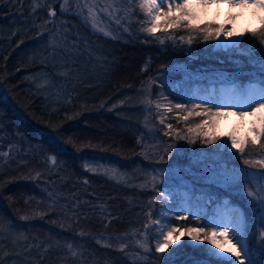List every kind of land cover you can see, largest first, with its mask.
Listing matches in <instances>:
<instances>
[{
  "label": "trees",
  "instance_id": "1",
  "mask_svg": "<svg viewBox=\"0 0 264 264\" xmlns=\"http://www.w3.org/2000/svg\"><path fill=\"white\" fill-rule=\"evenodd\" d=\"M60 4L0 0V264H224L186 242L156 253L151 229V251L137 245L148 209L158 217L159 191L179 202L185 189L204 225L224 201L239 211L252 264H264V205L246 195L264 185L249 174L264 169L243 162L264 150L249 138L243 154L216 136L205 144L174 113L165 124L188 139L165 135L139 104L149 86L188 104L182 91L203 98L223 82L264 80V36L247 30L240 48L214 49L178 28L157 32L160 43L128 0L117 4L127 15L108 16L107 34L83 22L85 2L65 14ZM193 213L184 221L196 223Z\"/></svg>",
  "mask_w": 264,
  "mask_h": 264
},
{
  "label": "snow or ice",
  "instance_id": "2",
  "mask_svg": "<svg viewBox=\"0 0 264 264\" xmlns=\"http://www.w3.org/2000/svg\"><path fill=\"white\" fill-rule=\"evenodd\" d=\"M120 0H108V3L104 7L100 8L101 12H107L108 15H119L121 11H124L127 15L129 10L117 7ZM133 2V0H129ZM67 3V0H65ZM226 3L231 7H249L254 9H259L260 13H264V0H138V7L141 12L144 13L146 19L143 22L146 26L141 30L147 32L149 35L156 36L157 32L167 33L169 29L187 28L191 32L202 33V38L204 40L216 39L220 41V37L223 36L226 39L224 46L226 48H240L241 41L240 37L244 33H235L229 28H225L224 25H220L214 30L210 25H206L205 28H200L196 25V20L198 16L196 14V9L201 6H208L210 4ZM89 16L88 18L92 21L93 27L95 28L96 20L98 17L97 5H88ZM49 15H55V12H50ZM234 19V17H233ZM259 21L261 27L259 29H252L251 34L253 36L261 34L264 36V15L259 16ZM120 21L117 20V23ZM107 34V33H105ZM168 39L173 37L169 35ZM184 37H181L183 40ZM195 36L189 34L188 43H192ZM264 42V40H262ZM160 43H164V40L160 39ZM245 53L241 51V55ZM155 81H153L154 83ZM225 96L230 100H237V103H220L209 107L208 102H201L199 104H192L191 106L184 103H172L168 104L157 103V109L163 108L165 113H171L173 110H179L177 112L178 123L180 120L185 122L189 121L192 117H208L209 119L216 117H226L229 112L234 111L235 114L243 118L246 114L258 117V125L254 124L250 131L253 132L250 143L253 146L259 145V147L264 150V80L258 82H249L247 86L241 87L233 84L229 89L226 90ZM148 103H152L149 99ZM180 113H184L180 115ZM259 114V115H258ZM160 123L165 125L168 131L165 135L171 136L173 131H175V138L178 139H188L187 136H183L179 129L174 130L172 124H165L163 118L160 119ZM208 124L207 119H201L200 123L196 124L195 127H189L188 132H193L195 129H202ZM203 135L208 137L203 141L205 144L215 143V137L209 136V133L204 132ZM231 148L235 149L237 152L243 154L245 152L246 144L249 141L245 140L244 143L237 141L235 137L230 136ZM194 142V141H190ZM224 146L228 147V141H224ZM169 147H173L169 145ZM167 151V149H165ZM53 161L55 160L52 157ZM244 164L252 167H259L264 169V157L249 158L244 159ZM86 167H89L86 165ZM89 170L94 171L95 169L89 168ZM251 181H264V172L251 173L247 177ZM234 179H242V177H234ZM157 177L153 176L151 178V186L153 189L156 188ZM147 186V185H142ZM159 203L161 208L158 210V219H153L152 207L148 209L145 213L146 222L144 224V240H137V245L144 249L145 251H151L147 244L149 230H154L158 233L155 244V252L164 254L169 249L175 248L173 246L179 247V242L184 237H188L191 241L205 245L206 251L211 257H215L218 260L224 262V264H252L250 258L248 245L246 242V234L243 231V221L240 217H237L233 212L228 211L227 206L225 210L217 214V218L208 221L207 225L200 223L199 213H194L197 226H177L171 224V217L174 216L177 220H187V215H179L173 212L170 208H165L164 205L170 203V193H165L164 191H159ZM247 197L255 200L261 205H264V185L257 187L253 190L248 187L246 192ZM157 202V198L153 197L149 201V205L154 206ZM182 211H191L190 209H182ZM155 225V229H153ZM259 238L264 242V230L259 233ZM211 246V247H208ZM71 247V246H69ZM124 246H122L123 248ZM76 253H73L75 255Z\"/></svg>",
  "mask_w": 264,
  "mask_h": 264
},
{
  "label": "rangeland",
  "instance_id": "3",
  "mask_svg": "<svg viewBox=\"0 0 264 264\" xmlns=\"http://www.w3.org/2000/svg\"><path fill=\"white\" fill-rule=\"evenodd\" d=\"M129 1V0H128ZM77 4L79 2H85V5H98L99 9L97 8L98 12V17L96 20V27H93V23L91 20H89L88 17H84L83 10L89 15L88 8L78 4L79 8L83 9L80 10L81 18L84 23L87 25L90 24V27L95 30H99L102 32H107V26L109 19H108V13H104L100 11V8L104 7L106 3H108V0H67V3H65V0H61V4L59 8V12L62 14H65L67 12V9L70 7L68 3L71 4ZM133 3L138 7V0H133ZM139 8V7H138ZM50 10H53L55 12V15L53 16L52 19H54L57 16V12L54 10V8H51ZM196 14L198 16V19L196 20V25L200 28H205L206 25H210L211 28L214 30L220 25H224L225 28L231 29L235 33H245L247 30H252L256 29L260 26V21H259V16L264 15V13H260L259 9H254L251 6L241 8V7H229L228 4L226 3H221L219 6L217 4H210L208 6H201L197 8ZM107 16H106V15ZM107 18H104V17ZM139 21L142 22L143 27L146 25L143 23L146 19L145 15L143 12L139 14ZM234 17V19H233ZM106 20V21H105ZM113 22V21H112ZM89 23V24H88ZM183 28V27H181ZM105 29V31H103ZM243 36V35H242ZM241 36V37H242ZM240 37V38H241ZM226 39L223 34L220 37V41L218 42L216 39H209L211 42V46L214 49H225L226 47L224 46V43L226 42ZM230 48V47H228ZM184 67V66H183ZM185 68V67H184ZM187 72V71H186ZM193 76V75H192ZM257 81H250V82H258ZM233 84L238 85V83H227L223 82L219 89L217 96L214 95L213 89L211 88L209 94L207 96H204L203 98L200 97L196 91L192 94L187 96L183 91L182 95L186 98V101H189L187 105L191 106L192 104L196 103L199 104L201 102H208L211 101V103L208 104L209 107L213 108V111L215 108L213 105L220 104V103H237V100H230L225 96V92L227 89H229ZM249 84L246 83V86ZM242 87V86H241ZM244 87V86H243ZM142 98L139 101L140 107H141V114L143 115V122L147 121L150 119V112L152 111V119L155 118L156 124L159 123L160 119L163 118L164 121L166 122L168 118V113H165V110L163 108L157 109L156 104H168L169 101H171L173 104L174 103H180L179 101L173 100V99H168L164 97L165 95L163 94V91L158 90L156 93H152L150 86L147 88L142 89L141 95ZM216 96V97H215ZM149 99L152 101V103H148ZM188 99V100H187ZM192 99V100H191ZM185 104V103H184ZM154 110V111H153ZM179 110H173L174 114H177ZM170 114V113H169ZM184 113H180V115H183ZM259 115V114H258ZM150 116V117H149ZM201 119H207L208 124L202 128V129H195L193 132L198 135L201 134L203 135L204 132L209 133V136L211 137H219V139L224 143V141H228V148L230 150L236 151L235 149L231 148V140L229 139L230 136L235 137L238 142L244 143L247 138L251 139L253 136V132L250 131L253 127L254 124L258 125V117H254L252 115H245L243 118L237 116L234 111L229 112V114L226 117H213L209 119L208 117H192L189 118V127H195L196 124L200 123ZM165 126V125H164ZM187 128V132H188ZM204 136V135H203ZM205 137V136H204ZM189 197L190 193L187 189H185L182 194L180 195V200L181 201H175L171 196H170V203H167L164 205L165 208H170L173 210L174 213L179 214V215H186L189 213V211H182V209H190L194 213H198L197 209L198 207L195 206L194 210L193 208H190L188 205L189 203ZM225 206H227L228 211L233 212L237 217H240L242 219V215L239 211L231 207L229 203L224 201L221 205H219L218 209L215 210V212L211 215L212 220L217 218V214L219 212H222L225 210ZM161 208V204H160ZM193 213V214H194ZM159 217H157L158 219ZM193 220H195V217H192ZM185 223L186 225H182ZM201 223V222H200ZM171 224L172 225H177V226H192L195 227L197 226L196 223H193V221H181L177 220L174 218V216L171 217ZM202 224V223H201ZM204 225V224H203ZM153 229H155V225L152 226ZM154 242L156 244V238L158 233L154 230ZM186 242L187 244L193 246V247H198L201 248L202 251L208 253L206 251L205 245H207V242H204L203 244L196 243L191 241L188 237L182 238V240L179 243ZM211 247V246H208ZM209 254V253H208Z\"/></svg>",
  "mask_w": 264,
  "mask_h": 264
},
{
  "label": "water",
  "instance_id": "4",
  "mask_svg": "<svg viewBox=\"0 0 264 264\" xmlns=\"http://www.w3.org/2000/svg\"><path fill=\"white\" fill-rule=\"evenodd\" d=\"M50 12H54L53 10H50ZM54 15H50L51 18H53Z\"/></svg>",
  "mask_w": 264,
  "mask_h": 264
}]
</instances>
